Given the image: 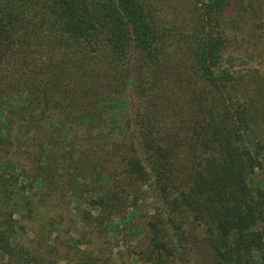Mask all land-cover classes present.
Returning <instances> with one entry per match:
<instances>
[{
	"label": "trees",
	"instance_id": "1",
	"mask_svg": "<svg viewBox=\"0 0 264 264\" xmlns=\"http://www.w3.org/2000/svg\"><path fill=\"white\" fill-rule=\"evenodd\" d=\"M109 232L264 264V0H0V264H112Z\"/></svg>",
	"mask_w": 264,
	"mask_h": 264
},
{
	"label": "rangeland",
	"instance_id": "2",
	"mask_svg": "<svg viewBox=\"0 0 264 264\" xmlns=\"http://www.w3.org/2000/svg\"><path fill=\"white\" fill-rule=\"evenodd\" d=\"M228 66L236 69V70H247V69H251V65L248 61H246L245 59H242L240 57H237V59L228 61ZM256 64V63H255ZM257 65V64H256ZM255 65H253L252 68H254ZM76 205V203H69L68 206V211L67 212H59L57 215L54 213H50V215L56 216V219L59 220V226H57V229H59V236L60 239H70L72 238L73 241H76L79 236L81 237V235L83 234V229L81 228V222L79 220V217H76V213L74 211V206ZM51 212L53 210H50ZM153 214V206L150 205L149 207V215L152 216ZM60 215H62L63 219H61ZM126 221H128V219H130L132 216H134L133 210L127 209L126 211ZM136 216V215H135ZM134 216V217H135ZM17 218V216H15V219ZM136 219V217L134 218ZM39 222V221H38ZM111 224H113V226L117 225L120 227V229L122 228H126L124 227L125 224H123V221L118 220V219H113L111 220ZM128 224V223H127ZM126 226H129L127 225ZM110 236H111V246H107L105 244V236L101 237V240L99 241L98 245L104 247L105 250V256L106 257H110L112 259V264H141V262H139L137 260V258L130 254L129 252V247H134L133 245H130V243L126 242L123 239H119L117 240V242L114 239V236L112 235V232H109ZM135 234V232H134ZM24 237H26L27 239H33L35 238V236H33V234L27 232V234L23 235ZM53 239H55V241L60 240L58 237V233L55 231L52 234ZM83 240H85V238L82 237ZM55 244V243H54ZM60 248V247H59ZM84 247H82L81 249H83ZM192 261H194V259H192ZM194 263V262H193ZM58 264H65L64 262H59Z\"/></svg>",
	"mask_w": 264,
	"mask_h": 264
}]
</instances>
